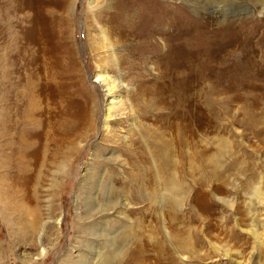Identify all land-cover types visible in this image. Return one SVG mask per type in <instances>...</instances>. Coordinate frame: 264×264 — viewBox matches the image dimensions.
Masks as SVG:
<instances>
[{"label": "rangeland", "instance_id": "rangeland-1", "mask_svg": "<svg viewBox=\"0 0 264 264\" xmlns=\"http://www.w3.org/2000/svg\"><path fill=\"white\" fill-rule=\"evenodd\" d=\"M91 1L0 0V194L4 195L3 186L6 191L8 188L12 190L14 181H20L15 180L17 174L22 177L24 173L17 171L11 158L12 151L23 144L20 135L36 134V128L25 120L27 103L24 93L29 81L30 90L36 88L41 92L36 93L35 110H32L44 123L49 118L55 122L61 120L58 108L72 113L77 119L72 141H62L59 147L49 146L46 154L45 139L41 146L37 143L42 153L38 165L33 162V171L27 174L35 177L36 181L28 191L36 196L39 205L37 214L46 225L41 241L37 242L31 234L23 233L17 226L15 231L12 230L11 224L16 225L13 221L16 214L10 212V207L6 208L10 205L8 202H0V264H251V258H255L252 264H264V208L254 202L252 211L256 218L247 213L241 227H237L233 221L235 217L219 200L216 184L204 189L208 202L205 208L200 194L201 180L198 175L192 174L196 168L192 169L191 163L198 158V166L204 174V165L217 155V150L214 147L199 152L195 145L187 149L181 146V139L177 140L180 132L176 124L180 123L182 130L185 126L194 130L187 136L191 141L205 138L206 132L207 139L214 138L216 144L219 116H222L221 129L228 131L233 146L231 155L226 158L227 166L234 169L240 164L254 165L256 178L264 177V148L257 144V139H250L253 136L249 131L245 130L237 136L235 125L229 124L237 106L242 103L237 100L226 102L229 113H221L220 110L221 114L217 117L199 100L197 94L202 85L197 83L187 95L190 96L189 102L178 105L179 96H171L172 88L164 83L162 77L169 68L175 75L182 76L183 67L177 65L179 63L193 69L190 66L192 55L203 53L206 49L204 42L208 40L212 49L209 52L215 62L220 63L222 73L232 66L249 70L251 78L238 88L241 94L253 95L251 99L264 98V3L258 0H215V3L208 0L154 1L157 3V20L163 19L164 11H168L162 27L154 34L156 60L162 61L168 53L169 46L164 39L166 34H171L170 27L175 26L177 32H181L178 20L188 21L191 37H182L173 49V62L177 64L170 62L159 68L151 63L147 66L135 64L133 67L124 60L128 59V45H133L138 39L129 38L126 44H121L123 47L120 46L119 50L122 54L119 57L123 58L126 84L121 85L119 91L124 97L125 108L120 110L123 116L113 122L111 132L104 133L106 92L96 76L100 63V28L107 24L102 21H108L114 32L110 35L113 41V36L119 34V27L128 31L123 18L113 16L119 3L133 0H96V5H91ZM150 1L135 0L140 5L133 6L132 17L127 24L138 20L135 17L138 10L143 17H150L140 10L143 4L146 7ZM34 15L42 16L40 20H45L43 23L45 27L48 25L46 30L49 31L42 38L40 32L37 33L38 45L33 46L27 25ZM111 16L113 22L109 21ZM169 17H173L174 21L171 22ZM50 29L53 30L52 36L58 34L55 38L50 37ZM52 47L57 48L61 66L53 63L57 55L42 52L48 48L53 50ZM32 50L36 54H31ZM31 57L35 59L34 66L29 64ZM111 57V53L105 57L109 73L119 75ZM43 58L47 63L45 65ZM220 72L218 70L214 76ZM150 84L156 86V97L143 89ZM263 109L259 107L254 111L264 124ZM70 121L67 119V122ZM190 154L192 157H189ZM13 155L18 157L16 151ZM21 160L27 164L32 158ZM62 164L68 166L61 173ZM206 169L208 173L211 166L207 165ZM175 178L180 182L182 193L172 189ZM239 181L242 187L240 193H237L238 188L229 185L227 197L236 195L238 204L245 208L249 206L244 186L246 178ZM103 216L107 217L101 219ZM7 218L8 221L10 218L9 222ZM253 228L262 235L263 246L249 233ZM180 233L191 237L192 246L174 239ZM125 235L130 236V240L125 241ZM234 235L239 238L238 244L234 242ZM41 244L43 246L40 247ZM42 247L47 249L44 255L40 253Z\"/></svg>", "mask_w": 264, "mask_h": 264}, {"label": "bare ground", "instance_id": "bare-ground-1", "mask_svg": "<svg viewBox=\"0 0 264 264\" xmlns=\"http://www.w3.org/2000/svg\"><path fill=\"white\" fill-rule=\"evenodd\" d=\"M148 1H150V0H148ZM154 1L157 2V0H152L146 4V7H144L145 6L144 4L140 7L142 14L143 15L144 14L150 15V17H146V16L143 17L142 15L139 14V10H138L137 11L138 16L137 15L135 16L136 19H138V20L135 19L136 22L133 24H127L130 17H132L131 16V10H132L134 5L139 6L140 4L138 5L137 3H135V0H133L130 3H126V4L119 3L115 8L113 17L117 18V15H118L119 17L123 18L125 25L129 28V30L126 31L127 29L125 30L124 28L119 27L118 28L119 34H116L115 36H113V37H115L114 41L110 39V35L114 34V32H112L111 26L109 25L110 23L108 21H102V23H107V24H106V26H101L100 34H99L101 41L100 42L97 41L100 48H101V51L99 54V57H100L99 58L100 63L98 64L99 69L97 71L96 76H97V81L103 86V88L106 92L105 93V98H106L105 100L107 102V105H106V108L104 111L105 112V118H104L103 129H102L104 131V133H110L111 129H112L113 122L116 121L118 117L121 118L123 116L120 113V110L124 107L125 102H124V97L121 94L122 92L119 91V89H121V85L126 84V82L124 81L123 58L119 57V55L122 54L119 50L120 46H121V48L123 47V45H121V44H124V43L126 44L127 41L129 40V38L130 39H134V38L138 39V41H136L133 45H131V46L128 45V50L126 49L128 59L125 58L124 60L133 67H135V64L147 66L151 63L152 66L159 68L163 64H166V66H167L170 62L177 64L176 62H173L174 61L173 49L175 50V47H176L179 39H181L182 37H191V31L189 29L190 25H189L188 21L187 20L184 21V19L178 20L177 24H178V27H179L181 32H177V27H175V26L170 27L171 34L170 33L166 34L165 35L166 37L164 39V41L166 42L165 44H167L169 46L168 53H166L163 56L164 59L162 61L156 60L155 59V53H156L157 44L154 40V34L157 33L160 30V28L162 27L163 20L165 18H167L168 11L167 10L164 11V16H163L164 18L163 19L157 20L156 19V17H157V3H155ZM259 1H260V3H264V0H258V2ZM208 2L209 3H215V0H208ZM94 4L95 5L97 4L96 0L91 1V5H94ZM160 7H162V6H160ZM25 11H27V10H25ZM144 11L146 13H144ZM22 12H24V11H22ZM150 13H152L153 15H151ZM262 14H264V13H262ZM40 16L41 15H34L33 19L28 20L29 25H27V26L29 28V34H30V44L33 46L38 43L37 33L40 32V36L42 38V37L46 36L47 31H49V30H46L47 29L46 27H48V25L45 27V23H43L45 20H43V21L40 20L42 17V16L41 17ZM25 19H26V17H25ZM149 20H152V21H149ZM169 20L172 22V21H174V18L169 17ZM219 20H220V18H219ZM109 21L113 22L112 16L109 19ZM185 22H186V24H185ZM194 24H196V23H194ZM203 30L204 29H202L201 31H203ZM52 31L53 30L50 31L51 33H49V35H51L50 37L55 38V36L58 34H54V36H52L53 35ZM208 31H209V29H208ZM24 40H25V38H24ZM137 42H139V43H137ZM16 44H18V43H16ZM199 44H200V41H199ZM204 44H205V48H206L205 51H203L204 54L203 53H194L192 55L193 63L190 66L197 71L191 69L189 66H186V65H183L182 63H179L177 65H180L181 67H183V70L181 72H183L184 74H182V76L181 75L180 76L175 75L171 71L170 68L167 69L163 73L162 77L165 80L164 83L168 84L172 88L171 96L172 95H174V96L178 95L179 99L177 101V104L178 105H182V104L186 105L189 102V98H190V96H187L188 93L191 92L193 86H195L197 83H199L200 85H202V87L199 88L200 92L198 91L199 93L197 94L199 100H201L206 105L208 110L210 112H212L214 115H216L217 117L222 112H225V114L229 113L228 109H230V108L228 105H225L226 102H233V101L237 100L238 103H242V104L237 106V109L235 112L236 114H235V116H233V121L232 122L229 121V124L235 125L234 130H235V133L237 134V136L242 135L245 130L249 131L250 134L253 136V138H250V139L251 140L257 139V141H256L257 144L261 148H264V124H263V121H261L262 119H260L259 114H256L254 111L256 108H259V107L263 108L264 107V98H262L260 96L261 98L257 97V99H251L250 96H253V95L245 96V95H242L241 92L238 90V88L242 87L241 86L242 83L248 82L249 79L251 78V76H248L249 70L247 71L246 69L240 68L239 66H232V67H230L231 69H229L227 72L222 73L223 68L219 67L220 63L218 64L217 62H215L216 60H215L213 54L209 52L210 50H212L210 47L211 43L208 40H206L204 42ZM31 45H30V47H32ZM17 48H18V46H17ZM52 49L53 50L48 48L42 52H45L46 55H49V54L57 55V56H55L57 58L55 61H53V63L55 65L60 64V62H59L60 57L58 56L57 48L52 47ZM64 49H66V48H64ZM166 50H167V48H166ZM37 51H38V49H37ZM67 51L71 52L70 50H67ZM96 51L98 52V50H96ZM24 52H25V50H24ZM39 52H38V54H39ZM59 53H60V51H59ZM108 53L112 54V57L114 58L113 61H115L116 68L119 70V75L112 76L109 73V70L107 68V62L105 59V57H106V55H108ZM31 54H36V52L33 51ZM63 54H64V52H63ZM25 55H27V54H25ZM60 55H61V53H60ZM17 56L18 55H16V57ZM65 56H67V55H65ZM29 57H30V55H29ZM68 57H70V54ZM21 59H22V57H21ZM171 59H172V61H171ZM25 60H27V59H25ZM34 60L35 59H33L31 57L30 61L28 60L29 64L34 66V64H35ZM237 60H239V59L237 58ZM43 63H44V65L47 64L45 59H44ZM29 64H27V65H29ZM60 66H61V64H60ZM28 69H29V67H28ZM28 69H26V70H28ZM34 69H33V71H34ZM218 70H221V72L217 76H214ZM46 71H47V69H46ZM53 75H55V74H53ZM34 79H36L35 76H34ZM62 79H64V78H62ZM29 83H30V81H29ZM28 84H26L27 88H25V86H24V88L27 89V92L24 93V95L26 97L25 100L27 103L26 108H25L26 112H27L25 120L27 121L26 123L31 124V126L36 128L35 129L36 134L34 133V136L31 135L32 133L30 135H28L26 133H24V135H20V139H23V141H22L23 144H21L22 146H19V147L15 148L14 150L12 149L13 151H16V154L18 155V157L14 156L13 151L11 150L12 151V153H11L12 162L14 161V165L17 168V171H19L21 173L24 172V173L22 174V177L19 174H17V177L15 180L19 179L20 181L19 182L14 181V184H15L13 186L14 188L11 187V188H13L12 190L9 188L7 189V191L8 190L10 191L9 193L5 190V187L3 186L2 190H4V193H3L4 195L0 194L3 196V197H0V200H1L0 202H8L10 205L7 206L6 208L10 207L11 208L10 212L16 214V219H13V221H15L16 225L11 224L12 230L15 231L16 228L19 227L20 230L24 231L23 233H26L27 235L31 234L32 238L37 239V242H38V241H41V235L44 232V230L46 229V225L44 224L42 217H40L37 214V211L39 209L38 208L39 205H38V200H37L36 196L32 193L30 194V192H29L31 190V184L34 181H36L34 179L35 177L33 178L32 176H29L27 174H29V173H31V171H33V169H32L33 162L34 163L36 162V166L38 165V163H37V162H39L38 158L41 156V153H42V150L38 146L42 145V141L44 139H45V145L47 146V147H45V151H44L45 154L49 152V146L51 147L52 145H55L56 147H59L62 144V141H63V143L65 141L70 142L74 139L75 134H73V132L76 129L77 119H74L76 117L72 113H66V112H64L63 108H61V109L58 108V111L60 112L59 117L61 118V120L60 121L58 120V122H55V121H53L54 120L53 118H52L53 120L49 118L46 121V123H44L41 120V118L37 117L38 114L36 111H34L35 109L33 108L34 101H36L34 99V97L37 96L36 93H41V92H39V90H37L36 88H33V85H32L33 89L30 90L31 87L28 88V86H29ZM231 85H233L232 88H230ZM155 87L156 86L150 84V86L148 85V87H145V88L143 87V89L145 92H147L151 95H154L156 97ZM41 90H42V88L40 89V91ZM48 90H49V88H48ZM166 90H167V88H166ZM22 92H24V91H22ZM250 94H252V93H250ZM169 95L170 94H168V96ZM21 96H23V95L21 94ZM58 96H60V95H58ZM37 99H38V97H37ZM60 99H62V98H60ZM173 99H171V100H173ZM65 100H67V99H65ZM201 101H200V103H202ZM200 103H198V104H200ZM132 106H133V104L131 103V107ZM65 107H67V106H65ZM32 109H34V110H32ZM220 110H221V113L219 114ZM216 116H213V118H215ZM263 116H264V114H263ZM50 117H52V116H50ZM67 119H71V121L67 122ZM221 119H222V116H219V122L218 123H219L220 127H219L218 133L216 135V138H217L216 144L214 142V138L207 139V137L205 136L206 132L204 133L205 138L202 137V139H198L195 142L191 141V139L189 137L187 138V136L189 133H191L194 130L191 131L186 126H185L184 130H182L183 126L180 123L176 124L177 130L180 132V135H178L177 140L180 141V139H181V141H182L181 146H184L187 149L190 146L195 145L197 148L196 150L199 152H204V151L209 150L211 148L213 149L214 147L216 148L214 150H217V155L215 157L213 156V158L211 157V159H209L207 161V164L204 165L205 170H207L206 169L207 165L211 166V169H210L211 171H208V173H206V171L204 170V174H201L202 169H200L198 166V158H197V161H196V159H194L193 163H191V168L192 169L196 168V171L193 170L192 174L198 175L199 179L201 180L200 194H201V197L203 199L202 205H204L205 208L208 205V202H206V196L204 193V189L206 187L210 188L212 186V184H216L215 189H216L217 193L220 195L219 200L223 203L224 208L225 209L228 208L230 213L235 217V220H233L234 224L237 227H241V225H242L241 221L243 220V217L244 218L246 217V216H244L245 214L248 213V215H251L253 218H256L255 213H253V211H252L255 208L254 202L256 203V205L264 208V177L262 176L260 178H256V169H255L254 165H253V167H251V166H246V165L241 166V164H240L239 168H234V169L229 168L227 166L226 158L231 155L233 146L231 145L232 144L231 137H228V135H227L228 131H226L225 129L224 130L221 129V126H222ZM213 123H217V122L214 121ZM28 124H26V125L28 126ZM31 126H28V127L33 128ZM241 128L244 130H241ZM40 129H42V131H40ZM17 130H18V128H17ZM27 139H30L32 142H30ZM38 142L40 143V145L36 146ZM166 142H167V144L169 143L168 140H166ZM209 142H211V143H209ZM172 144H175V142ZM162 145H164V143H162ZM163 149L166 150V146H164ZM202 156H203V154H202ZM27 157L32 158V160L29 161L27 164L25 163L26 164L25 165L21 159H25ZM189 157H192V155L190 154ZM203 157H201V158H203ZM216 157L218 158V160H216ZM205 161L206 160H204V162ZM244 161H246V160H244ZM244 163H246V162H244ZM67 166H68V164H67ZM67 166L65 164H62V167H60V168H62L61 173H62V170L67 168ZM234 166H236V165H234ZM240 174L243 176V178L241 177ZM238 175H240V176H238ZM26 178H28V179L26 180ZM245 178H246V182L244 185L245 190H246L245 194H247V198L249 199V203H248L249 206L245 207L246 209L244 208V206H241V204L240 205L238 204L236 195L233 198L227 197V195H229L227 187L229 185H231L235 189L238 188L237 193H240L242 187H241L239 180L240 179L245 180ZM39 180H41V179H39ZM258 180H259V182H258ZM179 183L180 182L175 178L173 181L172 189L175 192L178 191V192L182 193L180 190V184ZM12 184H13V182H12ZM18 188H19V191L17 190ZM12 201H13V204H12ZM4 204L6 205V203H4ZM262 210L264 211V209H262ZM6 215H9V214H6ZM222 215L224 217L226 216L225 213H223ZM105 217H107V216H103V217H101V219L105 218ZM176 219H180V217L176 218ZM7 221H8V218H7ZM9 221H10V218H9ZM58 224H59V221H58ZM226 224L224 223V226L227 227ZM257 231L255 228H253V229H251V231H249V233L253 236V238L256 242H258L259 244H261L263 246L262 241H261L262 235L258 234ZM166 233L168 234L167 231H166ZM125 236H127V235H125ZM124 237H123V239L126 238L125 241H127V239L130 240V236H127L125 238ZM174 239L177 242H180L182 244H189L190 246H192L191 237H189V236L187 237L185 235V233L177 234ZM108 241H110V240H108ZM234 242L236 244L239 243V238L236 235H234ZM153 243L157 247V244L155 242H153ZM41 246H43V245L41 244L40 247ZM46 250H47L46 248L42 247L41 252H40L41 255H44ZM253 255H255V254L253 253ZM254 260H255V258H251L249 261L252 264ZM237 264H250V263L239 262Z\"/></svg>", "mask_w": 264, "mask_h": 264}]
</instances>
